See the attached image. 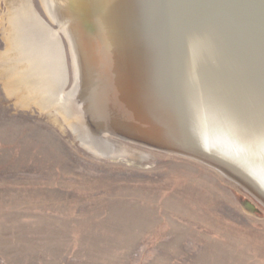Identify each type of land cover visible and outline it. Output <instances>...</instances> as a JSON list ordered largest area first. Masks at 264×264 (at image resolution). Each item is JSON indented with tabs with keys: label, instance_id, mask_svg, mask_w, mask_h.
I'll return each mask as SVG.
<instances>
[{
	"label": "rangeland",
	"instance_id": "rangeland-1",
	"mask_svg": "<svg viewBox=\"0 0 264 264\" xmlns=\"http://www.w3.org/2000/svg\"><path fill=\"white\" fill-rule=\"evenodd\" d=\"M15 1L43 29L32 38ZM48 7L0 0V264H264L263 201L112 128L124 32L100 27V14L98 36L85 15L75 30ZM21 32L19 51L9 41Z\"/></svg>",
	"mask_w": 264,
	"mask_h": 264
},
{
	"label": "water",
	"instance_id": "water-1",
	"mask_svg": "<svg viewBox=\"0 0 264 264\" xmlns=\"http://www.w3.org/2000/svg\"><path fill=\"white\" fill-rule=\"evenodd\" d=\"M147 1L150 11L148 14L142 12L143 22L138 31L139 35L142 33L144 40L142 43L138 40L134 44L135 52L141 54L144 44L147 47L150 42L162 45L159 50L162 65L167 64V71L172 75L166 82H155V106L147 102L145 109L147 112L162 110L163 114L168 113L181 119L184 125L180 124V131H177L181 137H173V140L162 130H156L157 133L152 139H132L207 164L264 202L263 188L254 184V180L227 155L233 145L245 155L254 157L257 163H264V157H261L264 156V111H260L264 110V102L260 100L262 106L256 105L259 112L253 117L250 113L252 106L245 105L244 100L247 98L234 97L238 100L231 104L227 101L229 96L226 95L231 92L228 85L242 81L236 80V74L244 69L243 66L241 63L237 66L236 59L229 58L230 55L236 57V51L241 55H248L249 59H240L247 60V64H251L248 66L255 64L264 70V44L260 47L253 43L251 50L245 39L248 32L253 31L256 13H259L258 4H254L253 0ZM155 15L160 17L153 21ZM163 20L175 22L172 25L173 37H168L162 31L160 22ZM260 35L263 40L264 34ZM133 38L134 36L132 40ZM250 54L255 57H250ZM175 60L179 62L173 64ZM246 81L252 80L248 78ZM231 93L234 94L233 91ZM186 123L192 135L181 131L182 128H187ZM196 134L203 136L202 142L209 139L210 141L203 144L211 143L212 147L207 148L201 142L198 144L194 140L196 137H193ZM220 147L227 150L223 152L217 149Z\"/></svg>",
	"mask_w": 264,
	"mask_h": 264
},
{
	"label": "bare ground",
	"instance_id": "bare-ground-1",
	"mask_svg": "<svg viewBox=\"0 0 264 264\" xmlns=\"http://www.w3.org/2000/svg\"><path fill=\"white\" fill-rule=\"evenodd\" d=\"M19 1H21V0H19ZM45 1L48 2V6H49L48 8H50L52 13L54 14L53 15L54 17L52 16L54 19L62 17V16L65 18L68 17L67 19H69V20L70 19L71 20L78 19V21H79L78 28L76 26H74L73 23L71 24L73 26V29H75V30L80 29L81 26L84 24L82 21L83 18L88 17V18L92 19V24H94L93 32L96 31L95 35L98 36L99 32H98L97 28H99V26H97V21L95 22V21H93V19L95 18V16L97 14L98 15L100 14L97 17L98 19H100L98 21V24L100 25V27L102 26V28H103L104 25L111 26L112 27L111 31L113 29L116 31H122L126 35V37L125 36H122V38L120 37V41H121L122 45H121V47L118 46V48L120 47L123 50L122 56L120 55L121 56L120 60H121V62H123V64H122L123 70H121V77L120 78L123 79V82L120 81V83H118L116 85L117 86L116 90L111 96L113 99L112 101L114 103L113 106L116 108V110H115L116 112L113 111V112H111V113H113L112 115L110 113L109 117L107 116V119L109 118V121L112 120V122H109V123H111L112 128L114 130L120 132L121 134L127 135L128 137H132V138H138L139 140H140V138L141 139H144V138H149V139L151 138L152 139V138H154L155 134L157 133L156 130H162L164 132V134L168 133L172 137L171 138L172 140H173V137H176V138L181 137V136H179L180 134L177 132V131H180V124L184 125V123L181 122V119H177V117H174L173 115H169L168 113L163 114L164 112L162 110H160V111L157 110L154 112H147V110L145 109V105L147 104V102L149 105L155 106V104H153V102L155 101V98H154V93H155L154 92L155 91L154 84H155V82H166L170 79V76L172 75L171 72L167 71L168 70L167 67H169V66L167 64L164 66L162 65L161 53L159 52V50L162 48V45H157V43H155V42L154 43L150 42L147 47L144 44L143 52L141 54L138 55V52H135L136 48H135L134 44L138 43V40L141 43L144 40V38L142 37V33L139 35L138 31L140 29V25H142V22H143V19L141 22V17H143V13L148 14V11H150V4L147 5L148 1L147 0H103L104 1L103 6H101V4H99L100 0H45ZM253 3L258 4L259 11H257V12H259V13L258 14L256 13V18L254 20V25H253V31L248 32V34L245 37L246 42H248L250 44L251 50H253L252 49L253 47L251 45L253 43L259 44L260 47L264 44V39L262 40L261 35H260V33L264 34V0H253ZM18 4H19V2L15 1V3H13V5H12L10 11H13L12 14L18 18V20H17L18 22H20V23L22 22L21 24L20 23L18 24V26L21 25V29L24 28V27H22L24 23L27 26V30L30 29V32L33 33V34L31 33L32 34L31 38H32V37H34L35 33H36V35L38 34L35 29L37 27H40V29H41V26H40L39 22L34 21L35 16L32 14L31 10L28 9V7H25V6L17 7ZM172 8H173V6H172ZM82 15H85V17L82 18ZM20 17H21V19H20ZM158 17H160V16L155 15L153 21H155ZM10 18H11V16H10ZM32 18H34V19H32ZM27 19H30V21L25 22ZM56 20H59V19H56ZM15 24L17 25V23H15ZM65 24H67V23H65ZM167 24H168V22H167ZM156 25H157V22H156ZM90 27H91V25H90ZM258 27H262V28L259 29ZM85 29H86V27H84L83 30H85ZM94 29H97V30H94ZM42 30L43 29H41L40 31H42ZM162 31H165V35L166 34L169 35L172 32V28L169 26L167 28H163ZM43 34H44V31H43ZM19 35H20L19 37L15 35L14 38H12L9 42H10L11 47L13 49L20 51L21 50L20 44L24 41V36H23L22 32ZM133 36H134V38L132 40ZM260 40H262V41L260 42ZM163 41H164V39H163ZM116 42H118V41L116 40ZM52 45H54V44H52ZM82 46H84V45H82ZM145 48H147V49H145ZM172 53H173V51H172ZM236 54H237L236 57L233 55H230L231 56L230 57L227 53V58L229 56V58H232V60L236 59L235 64L238 66L241 63V65L243 66L244 69H240L239 72L236 74V75H238V76H236V78H237L236 80H242V81H241V83L238 81L235 84L232 82L233 85H228L229 88L231 89V92L233 91L234 94H232L231 92H229V94H226L227 96H229V100H227V101L231 102V104H235V102L238 99H234V97L238 98V96H239L242 98H247L244 100V101H246L245 105L246 106H252L253 109L250 110V113H251V116L254 117V114L256 112H259L258 107H256V105L262 106L261 105L262 103H259L260 100H261V102H264V70L262 68L259 69V66H256L255 64H252L253 66H248L251 64H247V60L246 61L240 60L242 58L243 59H249L248 55L246 53L241 55L240 53H237V51H236ZM238 55H239V58H238ZM250 57L254 58L255 56H254V54L253 55L250 54ZM89 59H90V57H89ZM92 59L93 58H91V60ZM178 62H179L178 60H175L173 62V64H177ZM90 65H92V64L90 63ZM96 65H97V63H96ZM93 68H95V67H93ZM221 72L224 73L223 70ZM23 73H25V72H23ZM23 75L24 74H22V76ZM18 76H21V74H19ZM27 76L28 75H26L25 77L27 78ZM86 76H89V75H86ZM101 77H103V76H101ZM108 78H109V76H108ZM248 78L252 81H246V80H248ZM28 79H29V77H28ZM177 79H179V77H177ZM89 81H86V82L88 83ZM78 82H80V81H78ZM107 82H108V80H107ZM110 82H112V81H110ZM90 84H92V83H90ZM103 84H101V85L103 86ZM109 84H111V83H109ZM31 86L32 85H23V87L21 88V85H20V89H21V91H24L27 88H31ZM11 88H13V85L10 86V89ZM14 88H16V87H14ZM99 88L100 87H98V89ZM240 90H241V92H240ZM107 93H108V91H107ZM98 94H99V92H98ZM95 95H96V93H95ZM106 101H108V100H106ZM159 101L161 103V100H159ZM218 102H219V99H218ZM39 105H40V103H39ZM108 106H110V105H108ZM260 111L263 112L264 110H260ZM97 112H99V111H97ZM74 114L76 115L78 122L83 121L82 117H80L79 111H76V109H75ZM121 120H123V121H121ZM119 124L124 125V127H118ZM126 125H128V126H126ZM102 126H103V124H102ZM185 127H187V128H185V130L182 128L181 131L186 133L187 135H192L189 132L188 123L185 124ZM163 132H162V134H163ZM193 137H196L194 140H196L197 143L201 142V144H203V143L207 142V140H209L207 138H204L207 140L202 142L203 139H201V138L203 136H199L197 134L194 135ZM187 138H188V136H187ZM213 140H216V139H213ZM210 144L209 145L203 144V145L204 146L207 145L206 147L210 148V147H212V146H210ZM231 147L232 148L229 149L231 151L228 150L227 155H229L230 158L232 160H234V162L236 164H238L237 166H239L244 172H246V174L249 178L254 180V184H257V186L261 189L263 188V192H264V163H259V162L257 163V160L254 157L245 155L241 151L237 150L238 148L234 147L233 145H231ZM217 149H220L223 152H225L227 150V149H224L221 147L217 148ZM253 153L256 156H258L255 152H253ZM261 157H264V156H261Z\"/></svg>",
	"mask_w": 264,
	"mask_h": 264
}]
</instances>
